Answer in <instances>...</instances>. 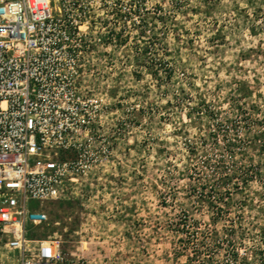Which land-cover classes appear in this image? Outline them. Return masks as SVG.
I'll return each mask as SVG.
<instances>
[{"label": "rangeland", "instance_id": "1", "mask_svg": "<svg viewBox=\"0 0 264 264\" xmlns=\"http://www.w3.org/2000/svg\"><path fill=\"white\" fill-rule=\"evenodd\" d=\"M90 13L111 154L43 204L39 235L86 264H264V0Z\"/></svg>", "mask_w": 264, "mask_h": 264}, {"label": "built area", "instance_id": "2", "mask_svg": "<svg viewBox=\"0 0 264 264\" xmlns=\"http://www.w3.org/2000/svg\"><path fill=\"white\" fill-rule=\"evenodd\" d=\"M92 0H0V242L7 264H86L39 235L64 198L111 154L109 103L96 91ZM101 44H103L101 42ZM80 252V253H79Z\"/></svg>", "mask_w": 264, "mask_h": 264}, {"label": "trees", "instance_id": "3", "mask_svg": "<svg viewBox=\"0 0 264 264\" xmlns=\"http://www.w3.org/2000/svg\"><path fill=\"white\" fill-rule=\"evenodd\" d=\"M225 264V263H224ZM226 264H228V263H226Z\"/></svg>", "mask_w": 264, "mask_h": 264}]
</instances>
